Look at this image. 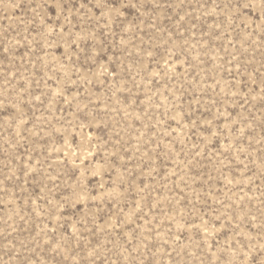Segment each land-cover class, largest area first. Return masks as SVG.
I'll use <instances>...</instances> for the list:
<instances>
[{
	"label": "rangeland",
	"instance_id": "1",
	"mask_svg": "<svg viewBox=\"0 0 264 264\" xmlns=\"http://www.w3.org/2000/svg\"><path fill=\"white\" fill-rule=\"evenodd\" d=\"M0 264H264V0H0Z\"/></svg>",
	"mask_w": 264,
	"mask_h": 264
}]
</instances>
